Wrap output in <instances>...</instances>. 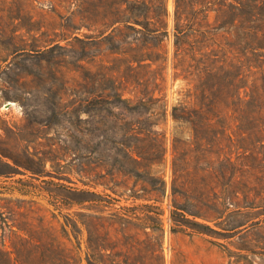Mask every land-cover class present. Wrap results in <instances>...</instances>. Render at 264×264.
<instances>
[{
	"label": "rangeland",
	"instance_id": "1",
	"mask_svg": "<svg viewBox=\"0 0 264 264\" xmlns=\"http://www.w3.org/2000/svg\"><path fill=\"white\" fill-rule=\"evenodd\" d=\"M73 4V0H0V251L10 259L18 256L19 264H35L34 257L45 252L51 241L58 245L57 250L72 249L75 234L82 257L85 231L77 223L81 231L71 233L65 219L74 211L96 215L84 218L95 224L98 241L106 246L101 250L103 264H264V214L256 216V209L241 208L238 203L217 218L185 212L181 218V211L171 204L172 139L175 134L182 138L191 134L189 123L177 126L171 108L184 106L183 115L190 119L214 120L218 116L224 122L223 134L217 139L219 151L205 153L214 168L217 156L230 152L233 159L240 151L235 125L236 118L244 115L227 107L193 113L197 80L171 68L173 0H166L167 37L158 45L160 51L167 48L168 62L146 87L136 85L146 78V71L138 70L135 78L124 71V65L128 61L134 65L132 58L140 52L134 50L132 33L114 28L106 31L111 38L96 37L94 28L79 25L84 5ZM213 15L208 12V22ZM219 38L217 34L215 39ZM244 79L250 82V77ZM145 93L165 107L164 116L155 123L147 117V102L136 104ZM256 116L264 119V111ZM151 125L163 133L164 142V161L158 168L163 172L165 194L158 201L133 200L102 185L81 183L86 179L79 180L72 164L83 161L87 154L84 145L101 140L103 131L110 138L117 128ZM219 128L218 124L213 127L215 131ZM228 134L233 139L229 148ZM260 134L264 135V127ZM101 143L98 153L91 156L110 162L114 156L110 142ZM12 160L19 165H13ZM4 162L15 169H8ZM22 166H30L35 173ZM193 180L190 193L193 184L198 188L206 184L203 191L209 196L221 190L214 174L203 173ZM73 188L118 199L112 205L115 208L157 206L158 227L136 220L125 224L121 236L120 226L110 225L112 210L105 203L95 206L96 202L84 201L69 208ZM171 214L180 220L179 230L172 229ZM109 244H115L113 251L118 252L113 261L107 256ZM81 264L86 263L82 260Z\"/></svg>",
	"mask_w": 264,
	"mask_h": 264
},
{
	"label": "trees",
	"instance_id": "2",
	"mask_svg": "<svg viewBox=\"0 0 264 264\" xmlns=\"http://www.w3.org/2000/svg\"><path fill=\"white\" fill-rule=\"evenodd\" d=\"M73 3L84 5L79 12V25L94 28L96 37L111 38L106 33L108 29L129 30L135 44L134 50L140 52L132 58L134 65L129 61L124 65L125 73L135 78L138 70L146 71V78L136 85L146 87L147 82L155 81L168 62L167 48L160 51L158 47L167 37L166 0H73ZM209 11L214 13L212 22H208ZM217 34L220 35L219 39H215ZM172 35L171 68L174 71L179 69L184 76L193 75L197 80L198 94L193 113L227 107L232 112L244 114L236 118L238 122L235 125L240 151L233 159L230 152L222 158L217 156L218 165L214 168L205 158V153L219 151L217 139L223 134L224 122L218 116L214 120L207 117L190 119L183 115L184 106L171 108V116L177 126L186 127L189 123L191 131L188 137L175 134L172 139L169 196L173 208L181 211V218L184 215L182 212L217 218L228 207L240 203L241 208L256 209V216L263 215L264 135L260 133L264 119L256 115L264 111V0H173ZM247 77H250L249 83L244 79ZM144 101L148 104L145 110L151 123L164 116L165 107L158 104V98L145 93L136 99V104H144ZM217 124L220 128L215 131L213 127ZM112 131L110 138L103 131L99 135L101 140L83 146L87 153L83 161L75 164L74 158H71L79 180L85 178V182L81 181L83 185H102L113 193L126 194L133 200L158 201L165 194L163 172L158 168L164 161L163 133L152 125ZM225 138L228 141L226 147L229 148L233 140L231 134ZM103 141L110 142L113 150L114 156L110 162L91 156L98 153V146L103 145ZM12 163L19 165L15 160ZM4 166L15 169L8 162H4ZM22 167L35 173L30 166ZM203 173L214 174L220 180L219 194L209 196L203 191L206 184L202 188L193 184L191 193L188 192L193 178ZM69 194V208L84 201L96 202L95 206L105 203L112 210L108 214L110 225L117 223L121 236L125 224L136 220L142 223L149 221L158 227L160 212L157 206L141 204L115 208L112 205L118 199L113 197L105 199L94 192L76 188ZM85 195L91 198H84ZM84 216L97 218L95 214L83 215L74 211L65 217L71 233L81 231L77 223L85 231V252L82 257L80 239L72 234L75 242L72 249L66 252L57 250L58 245H53L51 241L45 252L40 251L34 257L35 264H81L82 260L86 264H103L104 253L101 250H105L106 246L98 241L95 224ZM171 220L174 224L172 229L179 230L180 220L174 219L172 214ZM202 227L210 231L207 226ZM107 247V256L113 261V257L118 256V252L113 251L115 244ZM0 263L19 264V258L15 256L10 259L0 251ZM113 264L118 263L114 261Z\"/></svg>",
	"mask_w": 264,
	"mask_h": 264
}]
</instances>
